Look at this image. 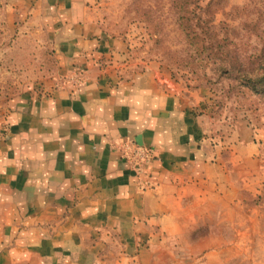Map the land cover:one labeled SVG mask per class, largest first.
<instances>
[{"label":"crops","instance_id":"obj_1","mask_svg":"<svg viewBox=\"0 0 264 264\" xmlns=\"http://www.w3.org/2000/svg\"><path fill=\"white\" fill-rule=\"evenodd\" d=\"M105 3L3 0L36 21L58 76L0 97V264H229L246 249L193 238V222L243 203L251 125L140 66ZM130 141L152 153L141 167Z\"/></svg>","mask_w":264,"mask_h":264},{"label":"rangeland","instance_id":"obj_2","mask_svg":"<svg viewBox=\"0 0 264 264\" xmlns=\"http://www.w3.org/2000/svg\"><path fill=\"white\" fill-rule=\"evenodd\" d=\"M184 9L193 43L181 31L175 0H106L100 17L106 29L127 38L140 66L153 61L163 77L202 97L211 111L248 120L259 148L243 203L217 206L208 218L194 220L193 238L202 234L246 249L231 253L229 264H264V92H253L239 78L264 58V0H189ZM12 14L0 0V97L28 81L58 76V61L36 21L20 24ZM223 210L230 211L229 218Z\"/></svg>","mask_w":264,"mask_h":264},{"label":"trees","instance_id":"obj_3","mask_svg":"<svg viewBox=\"0 0 264 264\" xmlns=\"http://www.w3.org/2000/svg\"><path fill=\"white\" fill-rule=\"evenodd\" d=\"M189 0H175L177 6L180 9L181 16L179 17V26L181 31L185 34V36L189 39L190 43L192 42L191 33H194V28L188 18L186 19L184 13L186 12L184 9V4ZM209 3L205 5V9H208ZM260 63L257 64L255 70L253 72H240L239 78L242 85L249 87L255 93H263L264 92V58H262Z\"/></svg>","mask_w":264,"mask_h":264},{"label":"built area","instance_id":"obj_4","mask_svg":"<svg viewBox=\"0 0 264 264\" xmlns=\"http://www.w3.org/2000/svg\"><path fill=\"white\" fill-rule=\"evenodd\" d=\"M133 144L136 147L131 149V157H132V162L134 164H136L135 166L137 167H141L142 162H144L147 158L152 156V153L150 151V149L145 148L143 146H139L135 143H133L132 141H130V143H127V145ZM129 155V156H130ZM122 157H126V154L123 152V154L121 155Z\"/></svg>","mask_w":264,"mask_h":264}]
</instances>
